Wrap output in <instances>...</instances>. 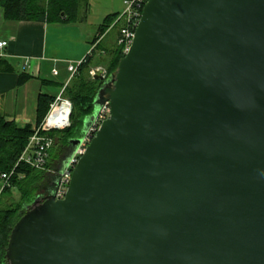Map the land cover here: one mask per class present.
Masks as SVG:
<instances>
[{
  "label": "water",
  "instance_id": "water-1",
  "mask_svg": "<svg viewBox=\"0 0 264 264\" xmlns=\"http://www.w3.org/2000/svg\"><path fill=\"white\" fill-rule=\"evenodd\" d=\"M94 78L110 117L7 264H264V0H148Z\"/></svg>",
  "mask_w": 264,
  "mask_h": 264
},
{
  "label": "trees",
  "instance_id": "trees-1",
  "mask_svg": "<svg viewBox=\"0 0 264 264\" xmlns=\"http://www.w3.org/2000/svg\"><path fill=\"white\" fill-rule=\"evenodd\" d=\"M87 4V0H0V6L3 7L7 20L43 21L51 25L82 23L86 20L84 12ZM118 15L113 14L105 18L103 24L99 27V36L106 32ZM99 36L94 39V44L98 41ZM93 53L94 50L91 55L85 57L78 67V72L72 77L71 83L73 84H69L64 91V95L68 96L73 103L72 124L65 129L66 132L63 137L56 139L58 147L69 144L73 138H79L82 135L86 120L94 113L95 99L99 86L101 87L103 82L97 79H89L91 66L94 64L95 58V53ZM123 57L122 49L117 45V49L112 52V56L108 61L107 77H110L117 69L118 63ZM27 79L28 75H22L19 83L23 84ZM56 97L41 95L37 109L38 124L44 121L50 111V104ZM32 134L31 125L21 126L8 120L0 109V179L3 173H10L16 167ZM20 175H23V177L20 178ZM44 176V171L36 170L21 162L10 178V186L5 187L2 191L0 195V264H7L6 250L12 229L28 206L37 198L38 191L41 190L40 183ZM14 189L20 191L22 196L20 201L14 199ZM3 195L5 201H1Z\"/></svg>",
  "mask_w": 264,
  "mask_h": 264
},
{
  "label": "crops",
  "instance_id": "crops-1",
  "mask_svg": "<svg viewBox=\"0 0 264 264\" xmlns=\"http://www.w3.org/2000/svg\"><path fill=\"white\" fill-rule=\"evenodd\" d=\"M124 1L120 0L123 5ZM99 6L101 7L102 4ZM85 9L86 20L77 24L83 29L87 26L97 28L96 37L99 36V27L107 16L120 14L119 7L115 6L114 0L104 5V11L93 9L92 3L89 1ZM68 25L70 24L51 25L43 21L7 20L4 9L0 6V41L7 42V45L1 49L3 56H0V109L8 120L21 126L29 124L32 127L36 124L38 102L41 95H60V93L55 95L53 89H57V86L62 84L61 82H64L66 86L71 81L73 74L69 71L68 66L85 59L84 57L67 60V65L59 68V63L65 62L66 59L60 58L57 50L53 48V45L51 46L49 31L50 29H63ZM117 27L118 25L113 24V27L105 34L100 35L95 43L97 44L96 48L101 46V43ZM118 36L119 30L113 36V43L115 41L116 45ZM101 48L102 46L99 49L100 53H107V50ZM98 68H104V66L100 65L96 69L98 70ZM55 69L58 74L54 73ZM22 75H28V79L25 83L20 84ZM48 168L55 170L51 163ZM51 174L53 172L45 170V176Z\"/></svg>",
  "mask_w": 264,
  "mask_h": 264
},
{
  "label": "built area",
  "instance_id": "built-area-1",
  "mask_svg": "<svg viewBox=\"0 0 264 264\" xmlns=\"http://www.w3.org/2000/svg\"><path fill=\"white\" fill-rule=\"evenodd\" d=\"M148 0H125L124 10L117 16L114 25L119 26V36L117 45L121 47L124 56L130 51L136 34L137 26L142 17V12ZM7 45L6 41H0V56H3L1 49ZM84 60V59H83ZM82 60V61H83ZM71 63L68 66L73 76L78 72V67L82 63ZM97 70L92 71L94 76ZM55 74L58 71L54 70ZM107 77V75L104 74ZM69 108L67 111L66 108ZM73 112V105L70 100L63 97V92L56 97L50 104V111L41 124H34L32 126L33 134L31 135L28 145L21 154L17 165L24 162L36 170H49L53 174H58V180L53 187L52 193L57 200L64 199L72 179L73 171L79 160L86 152L88 145L96 136L102 123L110 117L109 102H105L100 106L99 112L92 115L89 119V125L78 138L79 142L75 145L70 157L65 162L62 170L56 172L50 170L49 160L51 157V149L56 144V139L51 135L55 130H65L72 124L71 115ZM16 165V167H17ZM15 167V168H16ZM15 168L10 173H3L1 179L4 184L1 187L0 195L5 187L10 186V178L15 173ZM23 175H20L22 178Z\"/></svg>",
  "mask_w": 264,
  "mask_h": 264
},
{
  "label": "rangeland",
  "instance_id": "rangeland-1",
  "mask_svg": "<svg viewBox=\"0 0 264 264\" xmlns=\"http://www.w3.org/2000/svg\"><path fill=\"white\" fill-rule=\"evenodd\" d=\"M87 1L92 3L93 9L97 8L99 10L104 11L105 10L104 5L109 4L113 0H87ZM114 3H115L116 7H119V11L121 13L125 7L123 5V2L121 3L120 0H114ZM99 4H102V6L100 7ZM113 24L106 30V32L111 27H113ZM118 30H119V27L115 28L110 33V35L101 43V46H102L101 49L107 50V53L105 52V54H103L104 52L100 53V50H99L101 46H99L98 48H95L97 44L93 45L94 39L96 38V35H97V28H95V27L87 26V27H84V29H83L78 24L77 25L76 24H72V25L70 24V25H68V27H63V29H50V31H49L50 41L49 42H50L51 46L53 45V48L57 50V52L60 55V58L66 59L65 62L63 61V62L59 63V68H63L64 66H66L67 60L69 61L71 59L77 60L80 58H84L89 54L91 55V52L94 50V53H95V54L93 53L95 55L94 64L91 66L89 79H91V80L95 79L91 72L94 71L100 65L101 66L103 65L104 68H98V69H102L104 71V74L107 75L108 61L110 60V58L112 56V52L117 49V45L115 44V41L113 43V36H115V34H117ZM112 43H113V46H112ZM63 81H64V79H63ZM61 83L62 84L57 86V89H53V92L55 93V95L59 94V93L61 94V92H63V97L65 99L70 100L72 103V100L68 96L64 95V91L69 84L72 85L73 83H71V81H70L68 83V85H66V86L64 85L65 84L64 82H61ZM96 85L98 86V83ZM99 85H100V83H99ZM100 88L101 87L99 86V89ZM72 105H73V103H72ZM37 122L38 121H36V123ZM65 132H66V130H55V131L51 132V134L55 139H59L65 135ZM74 139H76V138H73V140ZM57 151H58V145L56 144L51 149V157L49 160V164L51 163L53 166H54V164L52 162V158L54 155H56ZM51 175H53V174H51ZM51 175L44 176V179L40 183L41 190L38 191L37 197H39L40 195H43L46 192V190H44V188H43V184L45 182V179ZM3 184H4V181L2 179H0V190H1V187ZM13 197L16 201L21 200L22 196H21V193L18 189L13 190ZM1 201H5L4 195L2 196Z\"/></svg>",
  "mask_w": 264,
  "mask_h": 264
},
{
  "label": "flooded vegetation",
  "instance_id": "flooded-vegetation-1",
  "mask_svg": "<svg viewBox=\"0 0 264 264\" xmlns=\"http://www.w3.org/2000/svg\"><path fill=\"white\" fill-rule=\"evenodd\" d=\"M89 118L86 120V122H89ZM84 128H85V125L83 127V131H85ZM74 147H75V145L71 142L69 144L61 145L58 147V151H57L56 155H54L52 158V162L54 164L55 170H59V172L62 170L65 162L67 161V159L72 154ZM57 180H58V174H53V175L47 177L45 179L44 184H43L44 190L53 189Z\"/></svg>",
  "mask_w": 264,
  "mask_h": 264
},
{
  "label": "bare ground",
  "instance_id": "bare-ground-1",
  "mask_svg": "<svg viewBox=\"0 0 264 264\" xmlns=\"http://www.w3.org/2000/svg\"><path fill=\"white\" fill-rule=\"evenodd\" d=\"M66 109H67V111L69 110V108H68V107H67Z\"/></svg>",
  "mask_w": 264,
  "mask_h": 264
}]
</instances>
